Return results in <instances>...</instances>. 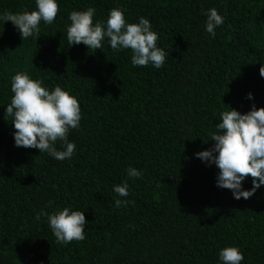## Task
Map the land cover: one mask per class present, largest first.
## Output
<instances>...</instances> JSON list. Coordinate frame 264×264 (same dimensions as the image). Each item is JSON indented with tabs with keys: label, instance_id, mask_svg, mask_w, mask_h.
<instances>
[{
	"label": "trees",
	"instance_id": "trees-1",
	"mask_svg": "<svg viewBox=\"0 0 264 264\" xmlns=\"http://www.w3.org/2000/svg\"><path fill=\"white\" fill-rule=\"evenodd\" d=\"M52 25L22 39L0 19V264H219L237 246L241 264H264V186L248 199L217 187L218 169L195 156L212 147L220 113L264 107V0H58ZM104 21L121 8L150 20L165 64L133 67L131 52L70 46L71 11ZM225 18L212 38L203 9ZM35 10V0H0V16ZM27 72L78 99L80 128L71 160L16 147L11 77ZM251 93L253 99H248ZM57 148H60L59 143ZM142 172L129 180L126 169ZM128 180V197L113 186ZM251 189V178L243 183ZM114 197L130 201L117 208ZM85 212V239L61 246L44 210ZM35 210V211H34Z\"/></svg>",
	"mask_w": 264,
	"mask_h": 264
},
{
	"label": "clouds",
	"instance_id": "clouds-1",
	"mask_svg": "<svg viewBox=\"0 0 264 264\" xmlns=\"http://www.w3.org/2000/svg\"><path fill=\"white\" fill-rule=\"evenodd\" d=\"M58 11V0H35V10L7 13L0 19L4 23L10 21L21 40L33 36L38 40L41 22L52 25ZM201 14L206 17L204 31L215 38L216 29L225 23V18L215 7L203 9ZM95 15L93 7L69 13L66 39L70 46L82 43L89 50H100L107 41L117 53L130 51L133 67L159 69L165 64L167 53L158 47V33L148 18L128 22L121 8L110 9L104 21L94 23ZM259 73L264 78V63H261ZM10 84L13 95L5 112L13 118L14 145L38 149L58 161L71 160L76 153V144L69 140V133L80 128L82 119L78 99L59 85L49 89L42 80L33 79L27 72L14 74ZM248 99H253L251 93ZM230 109L220 113L216 130L209 133L208 141L214 142L212 147L195 153V156L219 170L217 187L230 190L234 199H248L264 186V107L253 105L246 113ZM125 171L128 179L133 181L143 175L131 166ZM248 178H251L252 187L244 189L243 183ZM113 192L117 197H128V180L114 185ZM129 203L127 199L114 197L117 208L127 207ZM84 213L64 207L51 214L41 210L36 213V219L44 217L56 242L63 246L73 240L85 239L88 222ZM243 260L244 255L237 246H224L219 250V264H241Z\"/></svg>",
	"mask_w": 264,
	"mask_h": 264
}]
</instances>
